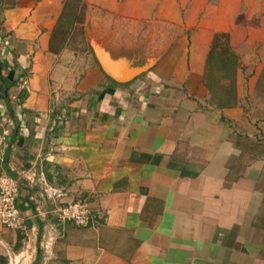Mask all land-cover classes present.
I'll use <instances>...</instances> for the list:
<instances>
[{
  "label": "crops",
  "instance_id": "crops-1",
  "mask_svg": "<svg viewBox=\"0 0 264 264\" xmlns=\"http://www.w3.org/2000/svg\"><path fill=\"white\" fill-rule=\"evenodd\" d=\"M243 1L13 0L2 10L0 62L17 83L7 98L0 82V176L19 185L25 227L0 220V264H264V154L236 127ZM79 25L88 48L75 43ZM95 44L145 69L116 80ZM80 200L89 224L56 218L57 204Z\"/></svg>",
  "mask_w": 264,
  "mask_h": 264
},
{
  "label": "rangeland",
  "instance_id": "rangeland-1",
  "mask_svg": "<svg viewBox=\"0 0 264 264\" xmlns=\"http://www.w3.org/2000/svg\"><path fill=\"white\" fill-rule=\"evenodd\" d=\"M261 1L264 0L243 1L241 5L243 12L241 11V14L239 13L237 18V22L241 24L238 31L235 32L237 35H240L237 36L239 39L245 35L247 37H244V41L240 42L237 49L240 51L239 58L240 60L242 59L241 64H243V76L245 78L243 86L245 94L242 100L244 110L243 120L240 125H236V127L241 132V135L243 133L246 135V137L241 138L239 141L243 146L249 148L253 152V155L264 154V20H262L264 12L260 11L259 4ZM12 3L13 0H5V2H2L0 4V15L2 10ZM262 3L263 2H261V4ZM249 9L252 11L251 18L247 16V11H249ZM247 21L251 25L250 28H246L244 25ZM75 37V43L78 45V48H88L89 42L83 37V27L81 25L76 28ZM17 91H13V95H15ZM262 174L259 187L264 190V169ZM262 210L264 214V204ZM263 214L259 215L255 227V236L262 245L264 244ZM15 252L18 255V251ZM34 256H36V251ZM49 262V264L53 263V261ZM55 262L56 264H65L63 261V263H57V260H55Z\"/></svg>",
  "mask_w": 264,
  "mask_h": 264
},
{
  "label": "built area",
  "instance_id": "built-area-1",
  "mask_svg": "<svg viewBox=\"0 0 264 264\" xmlns=\"http://www.w3.org/2000/svg\"><path fill=\"white\" fill-rule=\"evenodd\" d=\"M17 181L8 176H0V220L10 228H24V216L19 207V187ZM53 213L61 222H73L87 225L92 219V212L85 201L57 204Z\"/></svg>",
  "mask_w": 264,
  "mask_h": 264
},
{
  "label": "water",
  "instance_id": "water-1",
  "mask_svg": "<svg viewBox=\"0 0 264 264\" xmlns=\"http://www.w3.org/2000/svg\"><path fill=\"white\" fill-rule=\"evenodd\" d=\"M94 48L97 49L99 59L105 71L116 80L125 81L131 79L145 69V66L127 68L124 59H117V61L113 62L108 51L104 50L97 44L94 45Z\"/></svg>",
  "mask_w": 264,
  "mask_h": 264
},
{
  "label": "trees",
  "instance_id": "trees-1",
  "mask_svg": "<svg viewBox=\"0 0 264 264\" xmlns=\"http://www.w3.org/2000/svg\"><path fill=\"white\" fill-rule=\"evenodd\" d=\"M0 46H1V42H0ZM8 68V63L6 62H0V82H1V89L3 90V95L6 94L7 98L9 97L10 93L9 90L12 86H14L17 82L16 81H11L10 77L7 75H4L3 73V69ZM22 96V95H20ZM24 202V201H23ZM26 202V201H25ZM19 206L20 208H25V205L22 204V202H19ZM41 230H42V226H41ZM22 238V235L19 236V239ZM21 246V243L17 244V248H19ZM41 258L40 254H39V258L38 260ZM36 262V261H35Z\"/></svg>",
  "mask_w": 264,
  "mask_h": 264
}]
</instances>
